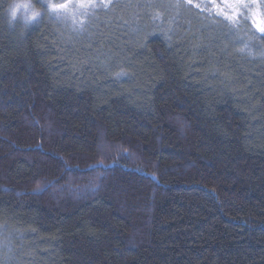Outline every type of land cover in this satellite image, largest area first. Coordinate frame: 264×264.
<instances>
[{
	"label": "trees",
	"instance_id": "trees-1",
	"mask_svg": "<svg viewBox=\"0 0 264 264\" xmlns=\"http://www.w3.org/2000/svg\"><path fill=\"white\" fill-rule=\"evenodd\" d=\"M116 1L0 17V264H264V34Z\"/></svg>",
	"mask_w": 264,
	"mask_h": 264
},
{
	"label": "rangeland",
	"instance_id": "rangeland-1",
	"mask_svg": "<svg viewBox=\"0 0 264 264\" xmlns=\"http://www.w3.org/2000/svg\"><path fill=\"white\" fill-rule=\"evenodd\" d=\"M113 1L116 0H111V2ZM120 1L121 0H117L116 2L120 3ZM204 1L208 2L212 10H214L218 14L217 7L213 6V4L209 2V0ZM259 1L260 0H244L243 4L239 8H237L235 12H233L231 8L226 9L227 15H231V20H233L236 18L238 13H243L248 19L249 23L252 25V28L255 29V31L261 33L260 31H258V28L264 27V14L258 6ZM60 2L62 3L61 0ZM63 2H66V0ZM96 2V7H88L85 9L76 6L74 3H70V7L68 8V10L57 13L56 17L69 15L74 16L72 17V20L74 22L77 21L75 17L78 14V23L80 24V26L78 27V32L90 33L93 30L95 31L98 25L103 26L104 24H111V22L106 20L107 18L104 17L106 16L104 13L108 11L111 4L108 7H104L103 4L99 3V0H96ZM220 7L224 8V5L222 4V6ZM221 16H223V18L225 17V15L222 14Z\"/></svg>",
	"mask_w": 264,
	"mask_h": 264
},
{
	"label": "clouds",
	"instance_id": "clouds-1",
	"mask_svg": "<svg viewBox=\"0 0 264 264\" xmlns=\"http://www.w3.org/2000/svg\"><path fill=\"white\" fill-rule=\"evenodd\" d=\"M53 3L61 2L60 0H5V3L0 5V17L9 28H14L18 21L22 26L30 27L45 13L51 17L61 12L52 9Z\"/></svg>",
	"mask_w": 264,
	"mask_h": 264
},
{
	"label": "snow or ice",
	"instance_id": "snow-or-ice-1",
	"mask_svg": "<svg viewBox=\"0 0 264 264\" xmlns=\"http://www.w3.org/2000/svg\"><path fill=\"white\" fill-rule=\"evenodd\" d=\"M209 2L212 3L213 6L217 7L218 14L225 15L226 19L231 20L232 16L227 15L226 9L231 8L233 12H235L236 9L243 4L244 0H209ZM70 3H74L80 8L97 6L96 0H66V2H62L59 4L53 3L51 7L53 10L67 11L70 6ZM100 3L103 4L104 7H108L111 4V0H100ZM185 3L190 6L199 7V4L196 2V0H185ZM220 4H223L224 8H221ZM258 31L264 33V27L258 28Z\"/></svg>",
	"mask_w": 264,
	"mask_h": 264
}]
</instances>
